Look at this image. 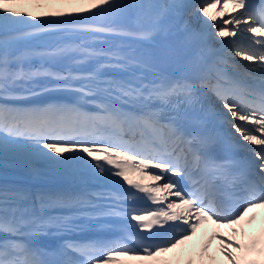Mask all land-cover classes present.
Here are the masks:
<instances>
[{
    "label": "snow or ice",
    "instance_id": "obj_1",
    "mask_svg": "<svg viewBox=\"0 0 264 264\" xmlns=\"http://www.w3.org/2000/svg\"><path fill=\"white\" fill-rule=\"evenodd\" d=\"M9 167L0 264H264V0H0Z\"/></svg>",
    "mask_w": 264,
    "mask_h": 264
},
{
    "label": "rangeland",
    "instance_id": "obj_2",
    "mask_svg": "<svg viewBox=\"0 0 264 264\" xmlns=\"http://www.w3.org/2000/svg\"><path fill=\"white\" fill-rule=\"evenodd\" d=\"M21 10H24V9H21ZM37 167H39V165H37ZM31 176H32L31 174H29L27 171H25L23 179L28 181V179H30ZM34 179L40 180V182L42 181V182H45V183H50L49 181H51V183H55L56 182L54 178H52V179L34 178Z\"/></svg>",
    "mask_w": 264,
    "mask_h": 264
},
{
    "label": "bare ground",
    "instance_id": "obj_3",
    "mask_svg": "<svg viewBox=\"0 0 264 264\" xmlns=\"http://www.w3.org/2000/svg\"><path fill=\"white\" fill-rule=\"evenodd\" d=\"M156 38H158V43H159L160 37L157 36ZM156 44L157 43H154V44H146L145 45V48H147L149 50H152V51H155L156 50Z\"/></svg>",
    "mask_w": 264,
    "mask_h": 264
},
{
    "label": "trees",
    "instance_id": "obj_4",
    "mask_svg": "<svg viewBox=\"0 0 264 264\" xmlns=\"http://www.w3.org/2000/svg\"><path fill=\"white\" fill-rule=\"evenodd\" d=\"M3 175H4L3 171H0V176H3Z\"/></svg>",
    "mask_w": 264,
    "mask_h": 264
}]
</instances>
